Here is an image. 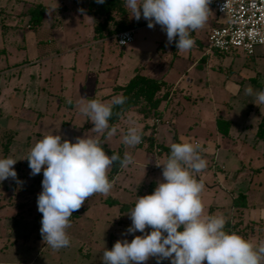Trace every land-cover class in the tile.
<instances>
[{
    "label": "rangeland",
    "instance_id": "obj_1",
    "mask_svg": "<svg viewBox=\"0 0 264 264\" xmlns=\"http://www.w3.org/2000/svg\"><path fill=\"white\" fill-rule=\"evenodd\" d=\"M9 1L7 4V0H0L3 4L0 14V158L17 160L13 165L17 179L10 177L0 181V264H102L103 251L112 250L118 240L131 242L136 236L144 235L139 231L126 234L132 224L128 213L138 197L153 194L158 182H164L165 154L159 145L171 146L181 141L193 144L196 140L205 141L211 147L209 151L215 148L217 151L215 158L212 152L201 151L207 167L194 174V178L204 184L201 193L204 213L224 215L225 227L253 244L264 241V141L255 136L258 120L264 116V104L253 103L255 95L245 94L248 86L254 93L264 90V46L260 45L254 55L235 50L213 56L212 100L206 92L203 101L180 97L164 111L163 119L152 118L146 131L152 135L156 132L161 144L154 140L150 148L145 139L135 147L123 143L130 122L134 120L142 131L145 118L140 120L128 113L116 124L109 125L117 131L112 136L106 135L104 142L112 149L122 144L124 154H131L134 163L121 167L111 181L114 186L109 194L89 197L75 211L78 215L70 217L71 226L66 229L70 239L68 247L59 250L47 247L40 234L42 213L37 206L43 168L40 174L31 176V169L25 165L27 154L37 142L52 134L71 143L88 136L100 139L102 133L97 135L91 131L94 123L79 111L78 104H86L94 97L107 104L106 95L112 92V86L125 84L139 61L143 62L147 54L151 56L154 48L159 51L165 48L166 38L161 36L157 25L149 28L147 23L133 29L135 42L126 46L116 44L115 34L94 41L92 17L91 21L82 19L87 14V0ZM23 3L19 12L17 8L5 7ZM36 3L49 5L50 11L40 28L27 32L26 13L29 5ZM125 8V14H114L115 21L136 25L138 21L131 16L126 4ZM213 14L210 9L209 15ZM142 20L145 19L141 9L139 21ZM211 23L207 20L203 28L196 30L202 42H205L203 31ZM114 27L109 23V30ZM204 45L207 47V42ZM198 52L199 49L192 48L180 53L181 62L169 76L171 82L190 62L186 54ZM165 55L167 57L169 52ZM192 73L198 74V68ZM200 74L203 78V73ZM68 99L73 103H67ZM172 107L177 115L171 119ZM215 112L231 120L229 134L218 135V142L210 135L216 133ZM240 193L247 194V203L237 211L233 209L232 199ZM106 199H115V202ZM145 231L150 234L152 229ZM143 264H157V258L150 257ZM160 264H171V258Z\"/></svg>",
    "mask_w": 264,
    "mask_h": 264
},
{
    "label": "clouds",
    "instance_id": "obj_2",
    "mask_svg": "<svg viewBox=\"0 0 264 264\" xmlns=\"http://www.w3.org/2000/svg\"><path fill=\"white\" fill-rule=\"evenodd\" d=\"M104 2L96 0L98 4ZM209 3L210 0H125L132 17L139 21L142 9L147 26L160 25L166 32L167 43H175L181 52L194 46L190 33L205 26ZM245 94L255 95L253 103L264 104V90L254 93L248 86ZM126 99L116 96L107 104L93 99L78 106L94 123L91 131L112 136L117 131L109 126L112 109L123 105ZM67 103L73 101L68 99ZM122 140L128 147L142 142L141 130L134 120ZM170 147V155L162 164L164 182H158L153 194L138 197L128 213L132 224L126 234L139 231L144 235L136 236L131 242L118 240L112 250L103 251L102 264H143L150 257H156L157 264L168 258L171 264H204V261L207 264H261L264 241L256 245L235 233L229 234L224 230L227 222L224 215L204 213L201 199L204 184L194 178V174L207 167L206 159L200 154L202 146L181 142ZM25 159L31 176L40 174L43 168L42 192L37 199L38 211L42 213L40 234L53 250L70 245L66 229L71 226L73 212L89 197L110 193L114 186L108 178L110 167L117 161L121 167L134 163L127 152L123 159L116 153L107 155L96 136L77 138L76 143H71L54 134L37 142ZM16 162L11 157L0 158V181L17 179L13 168ZM146 228L152 229L150 234Z\"/></svg>",
    "mask_w": 264,
    "mask_h": 264
},
{
    "label": "trees",
    "instance_id": "obj_3",
    "mask_svg": "<svg viewBox=\"0 0 264 264\" xmlns=\"http://www.w3.org/2000/svg\"><path fill=\"white\" fill-rule=\"evenodd\" d=\"M50 7L43 5L41 3L31 4L27 10L26 15L28 16V27L33 31H36L42 24L43 19L46 17ZM86 13L89 14L93 19V35L92 40L104 39L112 34H117L120 31L127 29H134L148 22L145 20L138 21L136 25H125L119 21H115L114 14H125V0H105L103 4L96 3V0H87L86 3ZM115 25L114 29L109 30V23ZM106 30V31H104ZM166 86V82L160 77L158 79L149 77L147 75L141 74L137 69L134 70V74L129 78V80L123 85H116L113 90L119 91L120 96L126 97V102L123 105H116L112 109V116L109 119V125L116 124L121 116L129 110H135L143 118H160L161 113L159 106L161 102L165 101L169 97V90L163 91L162 88ZM215 124L217 131L221 136H226L229 134L231 127V121L229 119L223 118L222 116H217L215 119ZM85 126V125H84ZM149 128L148 124H145L141 136L148 143V147H152L154 142V137L152 134L146 136L144 132ZM107 133H102L101 143L105 153L111 156L113 153L118 154L121 159L124 157V146L120 144L117 149H112L104 142V138ZM255 136L257 139L264 141V116H262L257 124L255 131ZM8 143L4 146V157L7 156ZM159 145V144H158ZM161 146L163 153L165 154V162L167 161L171 147L166 145ZM29 154V153H28ZM27 154V156H28ZM26 156V158H27ZM25 165H28V160H25ZM121 166L120 162H115L108 171V178L110 181L120 172ZM111 202H115V199H106ZM233 204L236 207H242L246 205V194L240 193L237 197L233 198ZM78 213L73 212L71 217L77 216ZM182 230V229H180ZM227 233L231 234V229H224ZM162 262V261H161Z\"/></svg>",
    "mask_w": 264,
    "mask_h": 264
},
{
    "label": "crops",
    "instance_id": "obj_4",
    "mask_svg": "<svg viewBox=\"0 0 264 264\" xmlns=\"http://www.w3.org/2000/svg\"><path fill=\"white\" fill-rule=\"evenodd\" d=\"M6 3L9 4L10 1L7 0ZM24 5L25 4L23 3V4H17V5L15 4L14 6H12V5L8 6L7 5L5 7H7V8L9 7L10 10L17 8L18 10H16V11L19 12L20 10H22ZM47 6H49V5H47ZM2 8H3V4L1 3L0 4V14L2 12ZM46 17L43 19L41 26L43 25V22L46 19ZM82 19L84 22L91 21V16L89 14H85ZM208 20L212 23L207 25V27L203 31V34L205 37V42H202L199 39V37L196 33V30L192 31L190 33L191 38L195 41L194 46L192 48L199 49V52L194 53V55H192V53L186 54L187 60L190 62L186 65V68L184 70H182L183 72H181L173 82H171V80L169 79V76L171 75V72L174 70V67L176 66V64L178 62H181V54H180L181 52L178 51L175 43H171V44L167 43L166 32L162 31L161 26L158 24H157V26L159 28L161 36L166 38V43H165V48H164L165 50L164 49L160 50L161 51L160 52L157 48H154V51L151 52V54H152L151 56L149 54H147V58H145V60H142L143 62L139 61L138 66L133 68L132 75L134 74V70L137 69L141 74L147 75V76L155 78V79H158L161 77L166 82V86H164L162 88L160 94L165 90H169V97L167 100L161 102V104L159 106L161 117L158 119H163L164 111H166L168 108H170V104H172L174 102V100L179 99L180 97H184L187 100H193L194 102H196L197 100L203 101V99L205 97V95L203 93L206 92V94H207L206 96H209V98L212 100V92H213V88H214L213 81H215V79L213 78L212 71H210V67L212 66V61L214 60L213 56H220L223 54L217 53L215 51L208 52L207 47L204 44H206V42H207L206 36L208 35L210 29L212 27L219 25L220 22L222 21V19L218 18L215 14H213V16H211L208 13ZM27 26H28V24H27ZM27 28H28L27 32H31V31L33 32L32 29H30L29 27H27ZM176 39L178 40V37ZM94 41H98V40H94ZM134 42H135V38L133 39V43ZM136 43L138 44V42H136ZM196 46H197V48H196ZM168 52H169V55H167V57H166L165 54ZM233 52H235V51H233ZM254 54H255V52H254ZM165 58H167V60H165ZM195 68H198V71H199L198 74L192 73ZM200 73H203V75H202L203 78L201 77ZM219 83H221V81H219ZM115 86L116 85H113L112 86V92L109 93L108 95H106L105 102L111 103L112 99L114 97L121 95L119 91L113 90V88ZM175 94H176V97L175 96L173 97V95H175ZM95 98L96 97H94V99ZM95 100H97V99H95ZM225 106L228 107V104L227 105L225 104ZM213 107H215V106H213ZM215 109H217V108H215ZM170 111L172 112L171 116H170V118L172 119L175 115H177V111L175 112L173 107H172V110H170ZM128 113H131L129 115L130 117L135 116L136 118H138L140 120L144 119L135 110H129V111L125 112L123 114V116L128 114ZM214 115H215V119L217 116H219V115H217L216 112ZM123 116H121V118ZM151 120H152V118H146V120H144V122H142V123H143V125L150 124L149 122ZM259 120H258V122H259ZM215 127H216V124H215ZM145 132H146V136L150 135L149 131H145ZM210 135L215 136V141L218 142V135H220V133L217 131V128H216V133L211 132ZM153 137H154V140L156 143L161 144L157 138L156 132L154 133ZM206 139H208V138H206ZM195 142L199 143L197 140ZM199 144L203 148V153L204 152H206V153L212 152V154L214 155V158H215V156L217 155L216 148H215V150L213 149V151H209L211 149V147H208L205 141H201V143H199ZM162 145H164V144H162ZM166 146L170 147V145H166ZM163 160L165 162V158H163ZM246 196H247V194H246ZM235 197L236 196H233V198H235ZM232 203H233V199H232ZM246 203H247V201H246ZM210 207H209V211H210ZM242 207H244V206H242ZM233 209L239 211L241 208L233 206Z\"/></svg>",
    "mask_w": 264,
    "mask_h": 264
},
{
    "label": "built area",
    "instance_id": "obj_5",
    "mask_svg": "<svg viewBox=\"0 0 264 264\" xmlns=\"http://www.w3.org/2000/svg\"><path fill=\"white\" fill-rule=\"evenodd\" d=\"M209 9L222 21L207 35L208 52L253 55L257 46H264V0H210ZM133 34V29L118 32L117 45L133 42Z\"/></svg>",
    "mask_w": 264,
    "mask_h": 264
}]
</instances>
